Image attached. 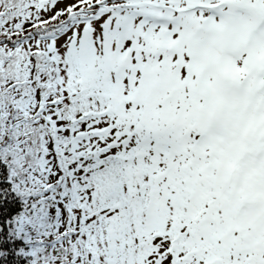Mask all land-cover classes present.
<instances>
[{"label":"trees","instance_id":"obj_1","mask_svg":"<svg viewBox=\"0 0 264 264\" xmlns=\"http://www.w3.org/2000/svg\"><path fill=\"white\" fill-rule=\"evenodd\" d=\"M33 4L35 8L39 6V2ZM79 8L75 6L67 13L73 14ZM12 9L24 16L22 0H0L2 20H9L6 15L13 13H8ZM32 17L38 21L35 15ZM54 23L55 26H35L23 34L50 35L61 26L57 18ZM115 28L112 36H108L109 27L102 32L108 46L107 51H100L107 61L104 75L95 69L79 75L71 67V64H79L81 70L88 67L82 62L85 48L71 46L59 55L61 59L57 58L69 62L70 75L77 74L81 88L76 93L68 91L61 109L49 110L53 112V124L57 125L51 133L45 130L49 117L38 113L33 120L26 108L30 102L21 99L22 96L17 98L16 89L21 82L13 62L19 60L21 52L6 47L11 51L0 58V264H32L22 255V249L31 242L43 255L54 254L50 247L64 243L58 242L59 235H54L60 228L52 227L45 216L40 217L41 208L34 206L36 203L48 208L45 199L29 202L36 193H22L13 188L16 181H29L25 173L36 171V151L40 149L41 157L46 155L48 159L47 151L41 152L44 147L40 148L42 140L45 141L43 135L53 143L58 138L55 133L58 127L62 128L63 145L53 150L51 161H57L59 154L61 164L76 163V169L84 170L75 173L73 186L85 201L95 203L94 210L89 211L86 204L83 209L98 217L94 238L97 246L93 245V250L97 254L106 251L105 264L110 259L111 246H117L121 253L133 252L137 264H152L146 256L149 242L145 236L141 238L144 220L139 212L145 216L144 206L150 215L170 213L167 220L171 228L165 241L170 248V264H264V155H247L249 141L260 144V148L264 145V109L245 100L240 115L236 116L231 106L223 112L225 98L214 92V86L218 85L234 84V89L242 81L250 85L253 78L250 63L231 74L216 73L214 69V81L203 82L201 73L208 61L200 60L197 67L202 69L197 70L193 79L191 63L180 67L185 56L180 50L178 69L173 70L171 54L176 45L172 39L158 34L145 36L139 32L121 56L122 46L113 50L112 45L126 37L124 34L117 37ZM12 29L21 33V23L15 22ZM1 37L8 39L6 32H0ZM17 47L15 43L11 48ZM219 54L218 64L224 60ZM31 56L35 65L43 59L40 53ZM60 67L57 80L64 86ZM192 86L196 88L193 94ZM43 94L44 90L39 91L40 104ZM7 106L20 110L21 124L7 118ZM93 116L100 123L89 128L88 121ZM238 121L239 132L229 142L226 139L229 124L236 125ZM30 125L33 127L27 136L24 128ZM66 127L71 131L65 137ZM72 131L80 136L81 142L100 134L104 140L94 141V148L87 145L80 148L81 155H71L72 151L69 154L67 151L73 141H69ZM209 151L213 154L207 155ZM91 152L97 155H92L95 163L92 173H88L90 170L81 167L77 160L89 158L85 153ZM104 152L114 154L104 156ZM43 193L40 191L37 198ZM50 193L53 195V191ZM29 205L28 211L35 208L36 213L21 222L19 215ZM34 224L41 232L47 230L43 233L48 235L47 240L33 241ZM245 233L247 237H243ZM58 248L59 254L64 252L61 246ZM131 263L115 256L109 264Z\"/></svg>","mask_w":264,"mask_h":264},{"label":"rangeland","instance_id":"obj_2","mask_svg":"<svg viewBox=\"0 0 264 264\" xmlns=\"http://www.w3.org/2000/svg\"><path fill=\"white\" fill-rule=\"evenodd\" d=\"M33 2H39V6L35 8ZM25 3H28L29 6L27 7ZM216 4L226 5V8L224 10L204 9L207 8L205 6H215ZM78 5L80 8L73 14L67 13ZM22 11L24 16L15 13L13 9L9 10L8 13L13 12L6 15L9 20H2L0 16V32H6L9 39L0 38V44L4 45L0 47V58H3V54L9 53L11 50L21 52L19 60L13 62V64L16 63L17 75L21 82L19 88L16 89L17 98L22 96L21 99L30 102L26 108L33 120L38 113L49 117L48 127L45 129L49 133H51L52 127L57 126L53 124L54 120L51 118V114L64 106L65 97L69 95L68 91L76 93L81 88L78 84L77 74L70 75L67 68L69 62H63L57 58L71 46L85 48L86 55L82 62L86 63L88 67L83 70L78 67L79 64H71V67L79 75L87 71L90 74L91 70L94 69L99 74L104 75V66L107 61L103 59V56L101 57L100 51L108 50V46L102 39V32L105 27H109L108 36L113 35L114 27L117 30V34L115 33L117 37L121 34L125 35L126 40L117 41L112 45L113 50L118 45L122 46L123 53L121 56L124 55L125 49L131 46L133 39L139 32L145 36L162 34L166 39H172V44H176V47L171 54V68L173 70L178 69L177 58L182 47L186 56H184L180 67L183 69L191 63V77L193 79L196 72H199L197 70L202 69L197 67L200 60L203 58V60L208 61L206 70L201 73L203 82L214 81V69H216V73H235L241 70L249 60L253 63V69L260 65L263 66L264 70V0H22ZM32 14L37 18V22H35ZM54 15L56 16L53 17ZM56 18L61 26L50 35L44 37L24 36L23 33L35 26L47 24H54L55 26ZM15 22L21 23L22 36L20 32L12 29ZM15 36L18 38L15 39ZM15 43L18 47L12 49L11 47ZM6 47L11 50L8 51ZM188 48H190V55L186 54ZM219 52L227 53L219 54L224 58L220 64L216 60ZM237 52L241 54L238 55ZM31 53H40L43 56V59L38 61L39 65H35ZM60 65L62 72L60 76L64 78V86L59 84L60 80H57ZM91 83L93 84V81ZM233 85L214 86V92L219 93L218 97L223 96L225 98L223 112L231 106L234 114L240 115L242 103L247 98L253 100V105L259 109L264 107V73L258 74L251 85H242L237 89H233ZM195 89V87H191V94ZM41 90H44V94L43 102L40 104L37 101ZM50 109H53L52 113H50ZM6 110L8 119H12L18 125L22 123V116L18 108L7 106ZM93 117L88 121L90 123L89 128L100 123L98 118ZM238 124L239 121L236 125L232 122L229 124V132L226 135L229 142L233 141L234 133L239 132ZM31 127L33 125L24 128L27 136H29ZM56 129L57 132L55 133H58V138H55L52 143L48 141V136L43 135L45 141L42 140L40 146V148L44 147L41 152L47 151L48 159L46 155L45 158L41 157L40 149L36 151L34 160L36 171L25 173L29 177V181L27 183L16 181L13 188L19 189L22 193H36L34 197L29 198V202L45 199L48 208L41 207L36 203L34 206L41 208L40 217L45 216L51 222L52 227L60 228L54 235H59L58 242L64 241V243L50 247L53 248L54 254L43 255L38 252L39 247L31 242L30 245L22 249V255L29 258L32 264H105L106 251L103 249L97 254L93 250V245L97 246V239L94 238L99 221L97 222L98 217L89 211L94 210L95 203L92 200L85 201L79 190L76 192L75 189L78 188L73 186L75 173L84 170L76 169V163L65 162L61 164L59 154H57V161H51L53 150L55 151V148L63 145L61 142L62 128ZM70 131L71 129L63 131V133L66 132L65 137L70 135ZM72 133L73 136L69 137V141L71 139L73 141L67 151L68 154L72 151L71 155H81L78 153L80 148L86 147V145L94 148V141L104 140L103 134H100L95 138L85 139L81 142L78 140L80 136H76L75 131ZM248 144H251V147L247 155H258V153H251L252 148L258 149L257 143L249 141ZM104 153V156H107L108 153L114 154L113 152ZM95 154L96 152L85 153V155H89V158L79 157L77 160V162H81V167L90 170L86 171L88 173H92V165L95 163L92 155ZM212 154L211 151L207 152V155ZM53 155L56 156L55 152ZM100 156L103 155H98V157ZM70 171H73V174H70ZM56 184L58 186H55ZM26 189L37 190L28 192ZM40 191L44 193L37 198ZM50 191H53V195ZM83 204H86L89 211L83 209ZM29 207L30 205L21 211L19 215L21 222H26L27 218L30 219L35 215V208H33V212H30L28 211ZM144 212L145 216L141 214V211L139 215L144 220L141 238L145 236L146 242L147 240L149 242L146 249L148 258H146L152 264H170V248L165 243L171 228V223L167 220L170 213L159 214L157 212L150 215L145 206ZM33 227L36 233L33 241L49 238L48 235L43 234L47 230L41 232L37 229L36 224ZM247 235L245 233L243 237H247ZM42 242L40 241L39 244ZM59 246L64 250L60 254L58 253ZM124 251L121 253L117 246H111L108 254L110 259L106 264L114 261L115 256L127 263L132 261L131 264H137L133 252L128 251L125 254Z\"/></svg>","mask_w":264,"mask_h":264}]
</instances>
